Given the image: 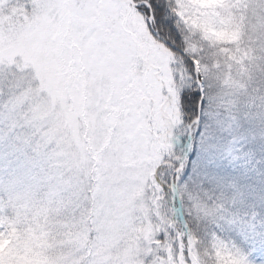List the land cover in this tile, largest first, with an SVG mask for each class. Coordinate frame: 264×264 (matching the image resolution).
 Here are the masks:
<instances>
[{
	"label": "snow or ice",
	"instance_id": "snow-or-ice-1",
	"mask_svg": "<svg viewBox=\"0 0 264 264\" xmlns=\"http://www.w3.org/2000/svg\"><path fill=\"white\" fill-rule=\"evenodd\" d=\"M0 264H264V0H0Z\"/></svg>",
	"mask_w": 264,
	"mask_h": 264
}]
</instances>
